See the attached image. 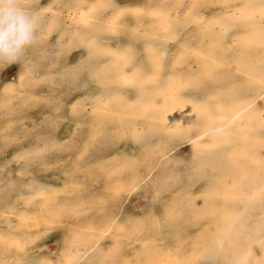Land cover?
Here are the masks:
<instances>
[{"label": "bare ground", "instance_id": "6f19581e", "mask_svg": "<svg viewBox=\"0 0 264 264\" xmlns=\"http://www.w3.org/2000/svg\"><path fill=\"white\" fill-rule=\"evenodd\" d=\"M77 1L67 14L72 28L62 29L55 24L57 0H22L26 9H37L38 21L55 18L40 27L34 52L60 31L49 54L61 58L50 64L40 61L45 55L30 59L43 69V99L58 108L64 93L82 87L74 112L91 107L97 121L91 132L78 130L79 139H53L49 131L56 121L47 109L41 134L26 145L9 132L27 133L18 129L21 122L6 119L1 139L20 147L11 154L20 163L15 171L31 175L22 182L0 180V264H264V0L148 3L143 10L152 21L140 32L141 42L133 38L151 65L142 69L132 64L139 50L107 43L125 8L102 23L103 0ZM131 8L141 11L139 5ZM74 51L84 55L71 61ZM29 75L18 88L2 86L0 103L8 100L10 107L27 98ZM65 77L69 90L60 82ZM106 122L115 126L109 129ZM102 129L113 132V140L128 138L133 151L107 155ZM183 136L192 149L185 164L171 151L172 137ZM94 146L100 156L93 162ZM60 149L73 158L61 164L64 180L54 181L47 168L55 166ZM2 164L7 175L13 168L7 169L8 160ZM127 196L146 199L144 209L127 219L112 215L109 210H118ZM8 197L19 202L13 209L25 205L18 222L26 231L16 232ZM62 217L70 222L58 256L22 259L38 240L55 235Z\"/></svg>", "mask_w": 264, "mask_h": 264}, {"label": "rangeland", "instance_id": "374dc122", "mask_svg": "<svg viewBox=\"0 0 264 264\" xmlns=\"http://www.w3.org/2000/svg\"><path fill=\"white\" fill-rule=\"evenodd\" d=\"M52 1L53 0H40V3L42 2L43 4L51 5L50 3ZM71 1L72 0H57V2L54 4V5H56V7H58V8H56V13L54 15V17L58 20V22L56 20V23H55V24H58V25H56L58 28L63 29L64 27H67V26L69 28H72V26H73L72 24H70V21L67 18V14L71 10L70 7L72 6ZM80 1H88L89 3H91V2H93V1L95 2L97 0H80ZM160 1L161 0H158V1L157 0H103V2L107 5V11H105V12L99 11L100 15H99L98 20H99V22L103 23L104 20H106L108 14L110 15V13L111 14L115 13L116 9L122 8L124 10V8H125L126 11L123 12L122 18H120L118 21L119 26H117V28L114 29V31H113L114 33L108 35L111 39H109V40L107 39L108 40L107 43L109 42L113 46H117L118 43H120L122 46H125V47L131 46L134 49L139 50L137 61H134L132 64L138 65L141 69L142 68H148L151 66L149 64H148L149 66L147 65L148 61L146 59L147 57H146L145 52H141V51H143V49H142V45L140 42L142 41V37H144L145 34L140 33V32H145L144 30H145V28L148 27V23L150 21H152V18H151L152 16L149 15L148 11L145 12L143 9H145L146 5H148V3H150V2L157 5ZM73 2L75 3L78 1L73 0ZM135 5L136 6L139 5L140 10H141L139 13L133 12V9L131 7H133ZM72 8H73V6H72ZM129 8H131V10ZM127 9H129V10H127ZM26 10L31 12V13L37 14V9L33 10V9L27 8ZM65 11H66V13H65ZM140 13H141V15H140ZM64 17L66 19H64ZM55 18L51 19V17H48V18H46L48 20L39 21L40 27L43 29L44 24L46 26L47 22H49L50 20H53ZM43 21L46 23H44ZM41 28L39 29V33H40V31H42ZM59 33H60V31H58V33L55 32L54 34H52L51 43L45 42L44 43L45 48H42V50H37L36 52H34V50H33L34 45H33V47L31 46L29 49H27L23 61L13 63L11 65L6 66L3 69H0V100L2 97V93L4 92L2 90L3 89L2 86L9 85V84L10 85L15 84V86H17V88H18V86H19L18 84H19L21 78L24 76V74L27 71L32 72V75L28 76L29 85L27 88H25L26 90H28L29 95H27L26 92L25 93L23 92V96L27 95V98L24 97V99H22V97H20V99L15 100L12 105L10 104L11 105L10 107H9V101L8 100L0 103V107H1L0 108V117H2V118H0V131H1L0 132V139H1V136H3V135H1V133L6 131L4 129L5 124H6V119L11 117V118H14L13 122L15 121L16 118L21 122L18 124V125H20V127H18V125H16L20 131H22L23 129H24V131L27 130V133H24L25 134L24 135V134L19 133L18 130L16 132H12V129H9V132L13 134V137H14L13 140H15V135L20 134V135H17L18 137L21 136L20 140H22V141L24 140L26 142V145L32 144V142L36 141L35 140L37 138L36 133L41 134V131L38 130V126L40 125V123H41L40 121H42V119L45 120V116L43 113L47 109H51V112H49V110H47L49 112V117L52 118L54 121H56L54 124V127L52 125L51 129L49 128L50 129L49 133L53 136V139L63 138L64 136H67L66 139H69V140H71L72 137L79 139L81 136L77 135L76 133L78 130L81 131V128L83 129V131L86 129H89L91 132V130H93L92 125L95 124L97 120L91 115V110H90L91 107H88L90 109L86 112H82L81 114H77L76 112H74L75 111L74 108L75 109L79 108L78 106H76L75 103L82 102V99L76 100L79 98L78 97L79 94L81 95L79 89L82 87L70 88V92L68 91L67 93H64L63 98L65 99V103L64 104L61 103V105H57L58 108H55L54 106H52L53 105L52 103H57V102L52 101V103H50V102H48V100L46 101L43 99L46 97L45 96L46 90L44 89L45 85H43L42 82L40 83V79H41L42 75H44L42 72L43 69L41 67L38 68V66H37V68H34L31 65L30 59H34L38 56L42 57L45 55L40 61L41 62L46 61V64H48V63L50 64V60H51V62H53V60L61 58L60 56H59V58H56V54H49L52 50H54V49H52V47L56 46L53 44H55L54 42H56L57 39H59ZM128 33H130V34H128ZM186 35H190V34L185 33L184 36H186ZM135 36H137L139 38V41L141 40L139 43L134 41L133 38ZM49 44L52 46H50ZM46 46L47 47L49 46V47L46 48ZM49 48H51V50ZM45 49H47L48 54L44 51ZM46 55H48V56H46ZM83 55H84V53H82L80 56H78V52L74 51L71 54V59L70 58H68V59L71 61H75L78 57L80 58ZM45 57H47V58H45ZM32 68L35 69L36 72L33 71ZM31 78L34 79L32 82H31ZM66 78L67 77H65L64 79L61 78L62 81H60V82L64 83V84H62V85H64L63 86L64 90H69L65 86H67V84L69 85L68 81L70 80V78H67V79ZM44 80H43V82H44ZM17 82H18V84H17ZM6 83H8V84H6ZM65 83H66V85H65ZM92 86H93V84H92ZM91 88L92 87H89L88 89H91ZM88 89H87V91H90ZM129 90L131 91L132 89H129ZM19 93H21V91H19ZM46 94H48V93L46 92ZM133 94H134V92L132 93V95ZM1 104H3V105H1ZM52 107H54V108L52 109ZM24 108H26V109H24ZM4 116H5V118H4ZM57 116H60L59 119H57ZM86 118L89 120V122L88 121L85 122ZM105 124L109 127V129H111L115 126V125L110 124L109 122H106ZM72 125H74V126H72ZM105 130L106 129H102V131H103L102 135L107 140L103 146L107 155L110 154V156H112L114 158V156H117V154H122V152H124L123 155H125L126 152L130 153V151L131 152L133 151L132 150L133 146L129 143L130 141L128 142V138L126 140L124 138H121V140H117V141H116V139L113 140V139H111L114 136L113 132L110 135ZM72 134H73V136H72ZM88 135H90V134L88 133L86 136H88ZM11 140L6 141V140L1 139V141H0V150L1 149L3 150L0 153V180L8 178L11 176V177H13L14 180H16L18 182H22L23 179L29 177V175H31V174L24 175L23 172H20V171L16 172L15 171L17 166H19L18 164H20V163H15L16 161H14V158L12 157L11 154H13V152L17 151L18 149L20 150V147H19L17 142L14 143L13 140L12 141ZM6 142L8 143V146L10 145L9 149L7 151H5L6 147L4 148V146L7 144ZM172 144H174V146L172 147V150H171L173 152V154H172L173 159L176 156L175 161L178 160V161L183 162L184 164L189 163L188 160L191 157L192 149H190V144H189L187 136L176 137V138L172 137ZM92 149L95 151L94 154H91V155H95L93 157V162H94L96 157L100 156V153L98 154V152H97V149H99L98 146L97 147L94 146V147H92ZM128 149L130 151H128ZM64 150L65 149H60L59 151L58 150L56 151V153H58L56 155V156H58V160L55 158V162H53L54 163L53 165H55V166L54 167L52 166L53 167L52 169L47 168L48 170L51 171L48 174L55 176L54 181H57V179H59L60 181H61V179L64 180L65 174L64 175L62 174V170H63L64 166H62L61 164H66L68 161H71V159L73 158L72 153H66V150L65 151ZM60 151H61V153H60ZM7 160H8V163H10L7 166L8 167L7 169H11V168H13V169H11L10 172L6 175L2 171L3 170L2 162L7 161ZM32 169H33V167H32ZM98 175L100 176V174H98ZM188 177H190V176H188ZM192 179H193V177H192ZM0 184H1V182H0ZM13 198H14V200H17V199H15L16 197H8V199L6 200L8 202L7 205L9 207V209H7V211L9 212V214L12 215L11 220L12 221L15 220L14 225L15 226L18 225L16 228L17 229L16 232H22V230L26 231V229H24L22 224H20L18 222V218H22L19 216L20 210H23L24 208L26 209V207L24 204H19V206H17L16 209L11 208L12 203H16V204L19 203L18 200L14 201ZM123 202L124 203H122V204L120 203L118 210H116L115 212H112V209H111V210H109V212L112 213V215L114 214L118 218L121 216V218L127 219L129 215H131L133 213H137L140 210L144 209L145 204H146V199H144L143 197H138V196H127V198L124 199ZM149 203H150V201H149ZM39 213L43 214V212H40V211L38 213H34V214L38 215ZM14 214H17L18 216L17 215L15 216ZM0 216H1V214H0ZM61 219H62L61 222H57L59 229L57 231L56 230L54 231L55 235L51 236L45 242H43L42 239L38 240L37 243L33 244L32 245L33 247L30 250H28L27 253H25L26 255L24 254L25 257H22V259H26V260L30 259L29 261L31 263V259L32 260L40 259V261L42 262L44 260V258L48 259V257L54 258L55 256L56 257L58 256L56 254H58L61 234L65 232L67 227H69L68 223L70 222L67 220L66 217H64V218L62 217ZM57 224H56V226H57ZM29 231H31V230H29ZM11 232L14 233L15 231L11 230ZM69 232H70V230H69ZM13 233H11V234H13ZM39 264H40V262H39ZM78 264H82V263L79 262Z\"/></svg>", "mask_w": 264, "mask_h": 264}, {"label": "clouds", "instance_id": "9594fccd", "mask_svg": "<svg viewBox=\"0 0 264 264\" xmlns=\"http://www.w3.org/2000/svg\"><path fill=\"white\" fill-rule=\"evenodd\" d=\"M39 21L22 0H0V69L24 60L38 40Z\"/></svg>", "mask_w": 264, "mask_h": 264}]
</instances>
